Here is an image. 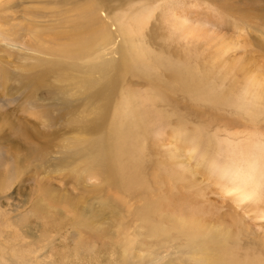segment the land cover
I'll return each mask as SVG.
<instances>
[{
  "label": "rangeland",
  "instance_id": "rangeland-1",
  "mask_svg": "<svg viewBox=\"0 0 264 264\" xmlns=\"http://www.w3.org/2000/svg\"><path fill=\"white\" fill-rule=\"evenodd\" d=\"M86 2L96 6L99 18L108 24L106 15L111 19L134 15L141 18L144 25L137 29L133 39L136 43L130 42L168 69L166 75L160 72L165 77L163 82L153 81L140 76L141 70L131 59L128 65L135 68L124 73L120 70L111 88L94 97V102L89 99L78 103V116L92 117L84 110L102 107L100 122L107 129L123 95H147L156 86L164 89L163 97L159 92L148 95V99H157L147 111L157 113L160 123L145 133L137 132L125 144L114 142L111 149L116 169L112 168L113 178L108 181L100 176L86 153L76 154L80 145L75 140L76 132L60 131L44 137L37 129L36 117L49 108L45 93L52 80L46 78L45 87L18 80L23 66L36 59L54 58L49 56L56 49L53 40L65 39L62 30L74 19V10ZM106 28L113 34V45L105 48L102 59L109 62L127 57L132 45L126 36L116 33L113 25ZM44 50L47 55L35 52ZM224 63L264 75V0H1L0 264H9L5 259L9 256L46 244L53 235V245L43 250L45 262L54 259L66 264H88L92 260L89 264H119L124 253L120 239L128 231H121L117 224L120 220L116 222L112 216L117 215L119 206L127 214L131 203L125 194L136 186L152 192L147 201L151 200L152 205L157 202L156 213L162 212L163 218L191 215L231 232L227 245L217 240L220 244L214 246L212 240L205 241L211 238L209 235L202 237L204 247L214 250L213 255L208 251V255H197L191 247H181L177 256L183 260L168 256L152 264H212L221 258L228 261L226 264L263 260L264 218H254L247 211L249 203L235 204L231 195L222 192L215 176L209 175L207 165L201 167L211 154L219 157L215 154V148L218 150L222 144L218 140L241 141L255 132L264 136V117L252 122L238 109L242 105V73L237 67L226 72ZM80 67L85 71L84 65ZM171 71L180 73L191 96L172 85L168 79ZM94 80H99L97 75ZM217 96L222 99L216 100ZM32 103L34 111L29 107ZM261 107L258 112H263ZM108 133L95 132L93 137L107 139ZM175 134L182 135L184 141L178 138L182 144L173 143L177 140ZM203 137L209 141H203ZM192 138L201 141L195 142L201 148L193 159L187 151L193 144L190 142L195 141ZM121 144L129 150L125 151ZM134 170L136 178L128 179L127 173ZM100 198L105 202L98 206V237L93 238L83 233L77 214L84 212V204L90 199L96 207ZM152 205L148 206L154 209ZM17 242L23 245L17 247ZM222 244L227 246L225 253L221 252ZM167 249L165 245L160 254L172 251ZM194 258L198 261L193 262Z\"/></svg>",
  "mask_w": 264,
  "mask_h": 264
},
{
  "label": "bare ground",
  "instance_id": "bare-ground-1",
  "mask_svg": "<svg viewBox=\"0 0 264 264\" xmlns=\"http://www.w3.org/2000/svg\"><path fill=\"white\" fill-rule=\"evenodd\" d=\"M74 11V19L69 20L67 22L68 26L62 30L65 39H62L63 41L60 42L58 40L61 39L58 38L56 42L55 40L52 42L56 43V49L49 56H54V58L52 57V60L43 59V61L36 59L35 61L33 60L34 63L23 66V73L18 76V80L19 83L22 84L28 83L29 86L36 84L41 87L46 86V84H43L46 78L52 80V82L47 83L49 88L45 93L46 100L48 101L46 107L49 108L45 110L43 115L36 117L37 129L45 134L44 137L60 131L76 132L75 134H78L76 136L78 138H75V140H78L80 143V145H78L75 142L76 145L79 146L76 154L86 153L90 162L97 168L100 176H102L104 181H108L113 178L112 168L116 169V159L111 149L114 142L118 140L124 143L128 139L135 137L137 132L141 131L145 133L146 130L149 131L152 125L155 126L160 123L157 122V113L155 114L147 111L149 106L153 108L157 99L156 97L148 99V95L152 92H159V95L163 97L162 91L164 89L162 86H156L152 88L147 95H123L120 107L115 112L113 121L107 129H105L103 123L100 122L103 113L102 107H98L96 110L95 108L84 110V112L89 113L92 117L78 116L75 114L78 103L85 100L88 101L89 99V102H94V97L98 96L105 89L113 86L120 70L124 73L136 66V69L139 68L141 70L140 72L142 75L140 76L158 81L159 79L162 80V78H165L163 75V77L160 76V72L166 75L168 69L161 62L152 59L147 52L144 50L141 51L140 48L137 49L132 45V43H136L133 39L138 35L137 29L139 25H144V23L141 22V18L134 15L122 19H111L106 15L105 19L108 20V22L110 21L108 24L104 22L105 20L102 21L99 18L98 8L89 2L79 5ZM111 25L114 26L116 33L123 37L126 36L125 38H127L129 42H132H130L132 47L129 48L130 54L127 57H121L118 61L111 60L108 62L103 60L102 57L105 54V48L109 45H113V34L106 28H109ZM35 52L37 54L47 55V51L45 50ZM131 59H133L134 62H132L135 66L132 64L128 65V61ZM81 65H84L83 68L85 71L81 70ZM223 67L228 73L233 70L235 71V67H237L236 70H239L243 75L244 87L241 92L242 105L238 106V109L242 111L241 113L248 115L249 120L252 122H255L260 116L264 117V75L258 72L249 73L245 70V67H241L240 65L235 66L234 64L224 63ZM186 72L189 73L188 70ZM95 75H97L99 79L96 82L94 80ZM168 79L171 80L172 85L191 96V90L187 89L186 84L181 82L183 77L178 71H171L168 75ZM216 98V100L222 99L221 96H217ZM207 99L213 101L211 97H207ZM33 104L34 103L29 105L32 111L35 110ZM260 106H262L261 109H263V112H258ZM103 130L109 131L107 139L99 136L93 137V133ZM175 137L177 140L173 143L175 144L180 141V144H182L184 141L182 135H177ZM260 137L264 138L263 135H259L255 132L253 135L249 134L247 138L241 141H239V139L218 140V143H222L221 146L218 145V147L220 146L218 150L217 147L215 148V154L219 157H214L210 153V157L208 156L209 159L207 161L202 160L205 163L201 166L207 165L206 168L208 171L205 170L209 175H214L215 178H213L221 183L220 187L224 194L231 195V199L235 204L249 203L247 211L252 212L254 218L259 219L264 218V140ZM178 138H181L183 141ZM197 139H199V137ZM202 139L203 141H209L208 139H204V137ZM192 140L195 139L192 138ZM196 140L190 142L193 144H191V147L187 150L191 153L189 156L191 159L199 154L198 151L201 148H199L201 145L195 143ZM124 144H121L122 148L128 151L129 149ZM171 156L174 157L173 155ZM203 157L206 158L205 156ZM210 167H212V169H210ZM127 176L128 179H135L137 176L136 170L130 174L127 173ZM191 181L193 182V180ZM190 184L189 186L191 187ZM148 193L137 186L131 188V190L125 194L128 198L126 201L131 203V209L128 211L126 210L127 214H125V210H121L119 206L117 215L113 214L112 216V219H115L114 221L117 219L120 220L117 224L121 231L124 229L128 231L123 234L122 239H120L124 253L123 259L121 262L119 261V264H152V262L155 263L166 259L168 256V258L176 257L180 250L182 251V249H180L181 247H191V251H194L193 253L196 251L197 255L207 254L206 251L213 255L214 250L204 247L206 244L202 240L204 235H209L211 237L205 241L212 240L214 246L220 244L217 240L220 242L223 240L224 244L227 243V240L230 241V230L223 229L220 226L203 223L204 221L200 218L191 217V215H184L179 218H172L170 216H168L170 217L168 219L166 217V219L163 218L165 215H162V212L161 215L158 214V210L156 213L157 205L155 203L157 202L153 201V203L155 202L153 204L154 207L151 200L147 201L152 192H150L149 195ZM152 197L154 198L155 196ZM90 200H86L87 202L82 209L85 213L80 212L77 214V222L84 226L81 227L83 233L96 238L98 237V228L95 223L98 221L100 213L98 206H103L105 199L100 198L96 207ZM148 205H152L155 210ZM70 206L72 207V205ZM117 207L118 206H116V209ZM153 212L156 214H153ZM119 235L120 234H118V236ZM53 236L46 244L38 246L33 250L30 249L24 254L19 253L13 258L9 256L5 258L6 261L9 264H66L64 261L57 262L54 259L45 262V252H43V250L48 245H53ZM234 237L235 236H233V238ZM88 238L90 237L88 236ZM20 243L21 242H17V247L23 245ZM94 243L96 244V242ZM116 245L119 246L120 243ZM165 245L172 251L169 253L167 252L168 254L166 255H161L160 249H163ZM226 245H221L220 249L222 253H225ZM114 247L111 246V248ZM90 249H92V251L94 250L93 248ZM13 259L15 260L14 263L11 261ZM180 259L182 258L180 257ZM209 259L208 262L210 263ZM194 261H198L197 258H194L193 262ZM214 262L216 261H213L212 264H226L228 261L222 260L221 258L217 263ZM205 263H207V261ZM67 264H69V262ZM246 264H264V259H252L247 261Z\"/></svg>",
  "mask_w": 264,
  "mask_h": 264
}]
</instances>
